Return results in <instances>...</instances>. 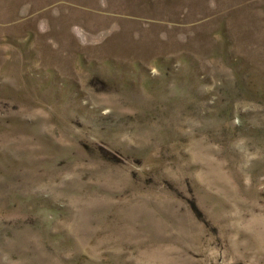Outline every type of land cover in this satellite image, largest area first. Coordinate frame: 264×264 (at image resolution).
<instances>
[{
  "label": "rangeland",
  "instance_id": "obj_1",
  "mask_svg": "<svg viewBox=\"0 0 264 264\" xmlns=\"http://www.w3.org/2000/svg\"><path fill=\"white\" fill-rule=\"evenodd\" d=\"M0 264H264V0H0Z\"/></svg>",
  "mask_w": 264,
  "mask_h": 264
}]
</instances>
